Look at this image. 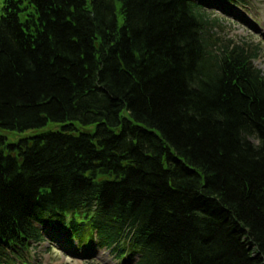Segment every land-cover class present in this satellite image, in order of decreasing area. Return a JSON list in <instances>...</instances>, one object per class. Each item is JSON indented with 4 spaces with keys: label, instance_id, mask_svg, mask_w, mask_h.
<instances>
[{
    "label": "trees",
    "instance_id": "trees-1",
    "mask_svg": "<svg viewBox=\"0 0 264 264\" xmlns=\"http://www.w3.org/2000/svg\"><path fill=\"white\" fill-rule=\"evenodd\" d=\"M240 1H3L0 129L38 133L0 137V264H264V77L206 14Z\"/></svg>",
    "mask_w": 264,
    "mask_h": 264
},
{
    "label": "rangeland",
    "instance_id": "rangeland-1",
    "mask_svg": "<svg viewBox=\"0 0 264 264\" xmlns=\"http://www.w3.org/2000/svg\"><path fill=\"white\" fill-rule=\"evenodd\" d=\"M4 0H0V8ZM207 19L211 22L210 39L218 43L232 42L239 45H249L257 51L258 57L253 61L264 77V0H241L239 3H212L206 8ZM47 126L45 130L53 129ZM38 131L24 133L10 132L0 129V137H4L7 143H15L21 137H27ZM44 234L41 245H32L29 253H25L24 262L17 264H82L84 257L72 255L63 249L58 241L50 239ZM57 240V238H56ZM59 240V239H58ZM64 242V241H63ZM78 253H83L80 249ZM86 255L96 264H135L136 259L127 261L116 257L110 250L93 248Z\"/></svg>",
    "mask_w": 264,
    "mask_h": 264
}]
</instances>
